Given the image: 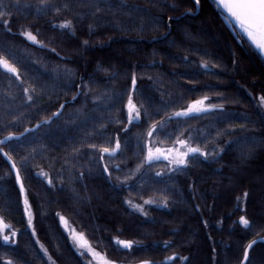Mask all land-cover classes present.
I'll use <instances>...</instances> for the list:
<instances>
[{
	"label": "trees",
	"instance_id": "1",
	"mask_svg": "<svg viewBox=\"0 0 264 264\" xmlns=\"http://www.w3.org/2000/svg\"><path fill=\"white\" fill-rule=\"evenodd\" d=\"M0 12V58L19 73L0 65V140L13 137L0 145V218L16 231L9 243L0 235V264H51L39 242L54 264H89L60 216L117 264H264V58L214 0H111V10L103 0H0ZM129 97L141 117L132 124ZM204 97L216 110L174 115ZM152 125L161 127L148 138ZM117 137L121 150L102 153ZM149 139H186L209 156L161 172L165 162L147 160ZM147 200L158 204L127 203Z\"/></svg>",
	"mask_w": 264,
	"mask_h": 264
},
{
	"label": "snow or ice",
	"instance_id": "2",
	"mask_svg": "<svg viewBox=\"0 0 264 264\" xmlns=\"http://www.w3.org/2000/svg\"><path fill=\"white\" fill-rule=\"evenodd\" d=\"M104 3L109 5V10H111V0H103ZM194 3L196 5L200 4V0H194ZM217 3L219 6H222L223 8H225L232 17L235 18V21L240 25L241 29H243V31L248 35V37L252 40V42L256 45V47L258 49H260L262 52H264V0H217ZM57 11H59V9H57ZM145 11H147L145 9ZM9 15H11V13H8ZM5 13L0 12V17L4 16ZM173 18L169 17L168 20L171 21ZM5 24L8 23L7 20L4 21ZM154 23H158V21H154ZM61 27H66V28H71L72 25L70 22H65L64 25H62ZM141 30H144L143 25H141ZM24 36H26L29 40L33 41L34 43L37 44H41V42L37 39V37L35 35H33L30 31L27 32H23L22 33ZM84 43L87 45V41H84ZM175 43V42H173ZM41 47H45V45L41 44ZM52 51H55V49H52ZM0 65H3L5 68H7L9 71L15 72L17 75L18 70L15 69L14 67H11L8 63L7 60L0 58ZM204 67H207V64L204 65ZM71 70L69 69H64V72H70ZM59 69H53L51 75L53 76L54 79L59 77ZM115 75L118 74H114L113 76L109 77V79H115ZM132 84H133V89H135V85H136V78L135 76H133L132 78ZM84 87H87V85H84ZM25 92H28V89L25 88L24 89ZM87 96V93L83 91V88L77 92V96ZM77 96H73L72 100L75 101L77 99ZM27 99L29 101H33V96L32 95H28ZM96 99H100L99 97H97ZM106 99L108 101H112L115 99V97H106ZM208 97H204L202 100H196L192 103V105H190L186 110H182L180 112H176L174 113L175 116L179 117V116H188L191 113H201V112H209V111H214L216 110L217 106L216 105H205L204 102L206 100H208ZM261 101H264V95H262L260 97ZM65 107L64 104L60 105V108L63 109ZM127 120L129 124H132L133 121L135 120H139L140 117V110L136 108L135 104L133 103V100L131 97H129L128 102H127ZM135 113V114H133ZM146 116L145 118L148 119L150 117L147 116V110H145ZM61 113L57 112L54 113V115L59 116ZM172 117H169V120ZM50 121L45 120L42 121V124H47ZM41 127L40 124H38L36 126V129L38 130ZM161 127L160 125H152L151 126V130L147 133V137L151 138L153 136V134L157 131V129ZM243 127V126H241ZM26 132H32L34 131V129H26ZM123 131L125 133L128 132L127 128H124ZM23 135V134H22ZM13 139L12 136H9L6 138V140H11ZM6 140H0V145H3L6 143ZM239 142V141H237ZM179 143L181 145H186L187 142L184 140H180ZM231 143V142H229ZM252 143L253 145H255V139L252 138ZM143 146L148 148V156H147V160L149 162L152 161H156V160H160V159H166L169 161L170 165H173L174 167L170 168V171H177L180 170L183 167H188L189 166V161H188V157L189 154L192 155H202L205 158H207L209 156L208 152H204L202 151L200 148L198 147H188L187 151H183V152H178L175 155H164V150L156 148L155 149V154L153 153V150L151 148V142L150 140H146L143 144ZM89 147H91L92 149H96V145H90ZM121 150V143L119 138L117 137L115 140V148L109 149V148H103L101 150L102 153H108L110 155H115V153ZM78 151V150H77ZM175 151V150H173ZM220 151H224L223 149H220ZM3 155L5 157L8 156L7 152H4ZM212 155L215 157L216 155H218V153H212ZM242 156L245 154H241ZM247 155H251V152L249 151V153ZM100 160H103V155L101 154L100 156ZM13 167H15V162H13L12 164ZM114 167L116 168V170H120V165L116 164L114 165ZM102 171L107 172V176L110 178L112 176L111 172H108V165L107 164H103L102 165ZM80 177L82 178L84 173H80L79 174ZM157 176L161 175V173H157ZM16 178L17 180H20V175H19V169L16 170ZM49 183H51V181H49ZM20 189L21 192H24V185H23V181L20 180ZM247 195V194H245ZM127 203L131 204V201H127ZM146 203L148 204H155L157 203V201L155 200H149ZM24 205H25V212H27L28 214V224L31 225L32 224V219H33V215L30 211V205L28 204V199H27V195L25 194L24 197ZM162 206L166 207L167 206V200H164L162 202ZM139 207V206H137ZM142 211V209H140ZM144 215H147V213H144ZM60 220L62 222H65V218L63 216H60ZM240 222H242V224L245 227H249L251 228L253 226V222L249 221L247 218L245 217H241L240 218ZM6 226L3 224V220L2 218H0V230H2L3 228H5ZM33 232H35V229L33 228ZM77 235H82V234H77ZM11 238L7 235L3 236V240L5 242H8ZM73 239H77V236H73ZM116 243L121 245L123 248L126 249H132L133 248V244L134 242L131 240H119L117 238ZM255 243V241L252 242V244H249L247 246V249H245L244 254H243V259L244 261H248L249 260V256H248V249H251L253 244ZM81 247L85 248L86 251L91 252L93 256H96L97 253L95 252L94 249L91 248L90 244H88L86 241L81 243ZM86 254L85 251H81L80 255L84 256ZM5 264H13V262L11 260L6 261ZM104 264H113L112 261H108L105 260ZM141 264H151L150 261H142Z\"/></svg>",
	"mask_w": 264,
	"mask_h": 264
},
{
	"label": "rangeland",
	"instance_id": "3",
	"mask_svg": "<svg viewBox=\"0 0 264 264\" xmlns=\"http://www.w3.org/2000/svg\"><path fill=\"white\" fill-rule=\"evenodd\" d=\"M27 32V31H26ZM28 39V38H27ZM29 40V39H28ZM29 41H31V40H29ZM31 42H33V41H31ZM34 43V42H33ZM37 44V43H36ZM42 44V43H41ZM41 44H39V45H41ZM204 104L205 105H209L207 102H204ZM133 114H135V113H133ZM150 140V142H151V148H152V150H153V153L155 154V149L156 148H159V149H162V150H164V155H175L176 153H178V152H183V151H187V148L188 147H195V146H192L186 139H181V140H184V141H186L187 142V144L186 145H181L180 143H179V141H177L176 143H174V144H172V145H168V146H161V145H157V144H153V140H151V139H149ZM173 150H175V151H173ZM202 150V149H201ZM202 151H204V152H207L206 150H202ZM190 155H192V154H189V156ZM156 161H162V162H165L166 164H167V166L164 168V169H161V172L162 171H164V170H170V168H172V167H174L173 165H170L169 164V161L168 160H166V159H160V160H156ZM156 161H152V162H156ZM19 184H20V180H19ZM25 194H26V192L24 191L23 192V207H24V209H25V205H24V197H25ZM147 201H149V200H147ZM147 201H145V202H143V204H140V205H138V204H133L132 202H131V206L134 208V209H136V210H138V211H140V212H144L145 210V208H144V206H146V205H148V203H146ZM28 204L30 205V203H29V201H28ZM155 204H158V203H155ZM137 206H139V207H137ZM140 209H142V211L140 210ZM25 211V210H24ZM30 211H31V213H32V215H33V211H32V208H31V205H30ZM25 215H26V218H27V223H28V214H27V212H25ZM3 220V219H2ZM65 221H66V223L65 222H62L63 223V225H64V227H65V229L67 230V232L69 233V235L71 236V238H72V240H73V242H74V244H75V246H76V248H77V250L79 251V252H81V251H85L86 252V256H87V262L89 263V264H104V262H105V260H108L103 254H101L100 252H98V251H96L93 247H91L92 249H94L95 250V252L97 253V255L96 256H93L92 255V253L91 252H88V251H86V249L85 248H83V247H81V241L79 240V236L80 235H77V234H80L73 226H71V224L65 219ZM3 224L6 226L5 228H3L2 230H0V235H1V237H2V239H3V236H5V235H7V236H9L11 239L8 241V242H6V243H9V242H11L14 238H15V236H16V231H14V230H12L10 227H9V225L7 224V223H5L4 221H3ZM28 227L32 230V232H33V228H34V224H33V219H32V224L31 225H29L28 224ZM33 234L36 236V232H33ZM73 236H77V239H73ZM5 242V241H4ZM39 244H40V246H41V248H42V250H43V252L45 253V255L47 256V258L49 259V261H50V263L51 264H54V262L52 261V259H51V257L49 256V254L47 253V251H46V249H45V247L39 242ZM91 246V245H90ZM109 261V260H108ZM243 262H245V261H243ZM113 264H117V263H114L113 262ZM135 264H141V263H135Z\"/></svg>",
	"mask_w": 264,
	"mask_h": 264
},
{
	"label": "water",
	"instance_id": "4",
	"mask_svg": "<svg viewBox=\"0 0 264 264\" xmlns=\"http://www.w3.org/2000/svg\"><path fill=\"white\" fill-rule=\"evenodd\" d=\"M214 2L217 4V6L221 9L222 11V18L224 20V22L226 23V25L228 26V28L234 33L236 34V29H238L243 35L244 37L258 50V52L262 55V57L264 58V52H262L260 49H258L256 47V45L252 42V40L248 37V35L243 31V29H241L240 25L235 21V18L231 16V14L222 6H219L217 3V0H214ZM193 114V113H191Z\"/></svg>",
	"mask_w": 264,
	"mask_h": 264
}]
</instances>
